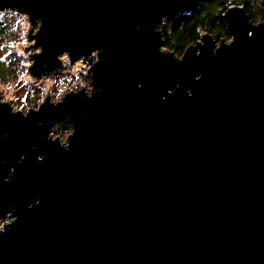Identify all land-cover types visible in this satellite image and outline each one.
<instances>
[{"label":"water","instance_id":"water-1","mask_svg":"<svg viewBox=\"0 0 264 264\" xmlns=\"http://www.w3.org/2000/svg\"><path fill=\"white\" fill-rule=\"evenodd\" d=\"M5 2L42 14L33 74L64 50L101 48L103 92L27 119L0 105V215L12 204L18 217L0 264H264V23L233 9L231 47L212 57L209 34L175 63L158 54L154 22L199 0ZM65 115L68 152L39 139Z\"/></svg>","mask_w":264,"mask_h":264},{"label":"clouds","instance_id":"clouds-1","mask_svg":"<svg viewBox=\"0 0 264 264\" xmlns=\"http://www.w3.org/2000/svg\"><path fill=\"white\" fill-rule=\"evenodd\" d=\"M255 3L256 0H250V6H255ZM259 3L264 6V0H259ZM238 7L242 9L244 5L237 4L235 0H224L223 8L226 11L223 12V17ZM194 10L199 12L197 3L194 5ZM174 17L180 18L181 13H176ZM41 18L42 14L38 15L33 22L30 12L6 2L0 5V68L10 69L16 74L14 80L9 78L6 83L0 82V105L7 104V108L10 110L9 114L12 116L19 115L21 119H27L29 113L39 114L46 103L55 109L69 97L91 100L103 92V87L94 83L95 73L93 71L95 67L101 64L103 51L101 48L93 49L88 53L77 54L75 57L70 50H64L55 56L56 67L38 75L30 71L36 64L34 58L41 56L44 52L43 45L38 44L37 40L43 27V20L42 23H37ZM170 21L168 16H163L159 21L154 22L153 34L159 37L158 54L170 57L175 63L183 62L189 49H197L196 55L199 56L200 50L205 47L204 38L209 36L208 26L206 24L196 26L195 32L199 39L185 49L184 55L178 57L175 54V49H170L164 44L156 31L158 23L167 26ZM223 24L227 26L226 21ZM246 26L252 29L261 28L258 25L250 26L247 22ZM133 29L137 32L140 31L136 25H133ZM168 35H172L171 29H168ZM248 35L251 37L252 33L249 32ZM208 39L213 45L210 55L215 57L222 46L231 47L236 41V36L234 34L228 35V38L223 40ZM171 43L175 45L176 41L172 40ZM198 45H202V47ZM201 78L202 74L195 76L196 81ZM136 87L139 90L142 85L137 84ZM176 87H179V83ZM172 93L173 90L168 91V95H172ZM186 95L191 98L192 92L189 90ZM161 99L163 100L165 97H161ZM61 125H65V127L61 128ZM41 126L42 122L36 125L37 128ZM75 133L74 122H71L70 117L65 115L63 120L51 124L46 137L42 135L39 139L50 145H57L58 142L59 148L68 152L71 149V139ZM6 138L7 130L0 133V140ZM44 159L43 155L36 157L37 163H42ZM5 163L6 161L0 160V166ZM13 171V169H9L8 175L4 178V183L10 182ZM40 202L37 199L28 205V209L37 207ZM13 213L14 205L9 204L3 211V215H0V236L5 235L11 226L17 222L18 217L14 216Z\"/></svg>","mask_w":264,"mask_h":264},{"label":"trees","instance_id":"trees-1","mask_svg":"<svg viewBox=\"0 0 264 264\" xmlns=\"http://www.w3.org/2000/svg\"><path fill=\"white\" fill-rule=\"evenodd\" d=\"M201 1V0H200ZM200 1L198 2V9L199 12L197 13L195 11V13H190L188 16H181L180 18L178 17H173L169 20H172L173 25H172V40H175L176 43L175 45H173L170 41V37L168 35V31L167 28L164 25L161 24H157L156 25V29L160 26V32L162 35V39L164 41V43L168 46H171L174 49H178L181 50V48L185 47V46H189L191 43L197 41L199 39L198 35L195 32V28L197 25L200 24H206L208 26V31L209 32H213L215 37L217 39H221L223 37L228 36V32H227V28L226 25L225 27L220 26V21H224V19L222 18L221 14L226 11V9L223 8L224 2H221V0H205L203 2L200 3ZM205 2V3H204ZM237 4H243L244 5V10L246 11V13L248 14L249 18L251 19V14L250 11L247 10L246 8V4L242 3L241 1H237ZM219 6L220 8H218V13H217V20L215 21L214 18H208L210 17V13L211 11L216 7ZM189 10H194V7L192 9ZM189 10H185L179 13H183V12H187ZM258 10V12H263L264 13V8L258 6L256 11ZM191 12V11H189ZM198 14V15H196ZM196 15V16H195ZM187 19V20H184ZM184 22L185 26L182 30H179V26L180 24ZM86 53V52H84ZM10 72H13L12 70H10ZM2 77V75L0 74V78Z\"/></svg>","mask_w":264,"mask_h":264},{"label":"rangeland","instance_id":"rangeland-1","mask_svg":"<svg viewBox=\"0 0 264 264\" xmlns=\"http://www.w3.org/2000/svg\"><path fill=\"white\" fill-rule=\"evenodd\" d=\"M200 1V0H199ZM203 1H205V0H201L200 1V3L201 2H203ZM237 1H241L242 3H244V4H246V8H247V10L248 11H250V14H251V19H250V21L251 22H253V23H255V24H258V23H264V13L262 12H258V10L256 11V9H257V7L258 6H260V7H262V8H264V6H262L260 3H259V0H256V3H255V6H250V0H235V2H237ZM221 2H224V0H221ZM205 3V2H204ZM238 4H240V3H238ZM218 8H220L218 5L211 11V13H210V17H208L209 19L210 18H214V20L216 21L217 20V13H218ZM190 13H195V10H193V11H191V12H189V11H187V12H183V13H181V16H188ZM223 15V13L221 14V16ZM223 18V17H222ZM223 22L224 21H220L219 23H220V26H224L225 27V24H223ZM39 24V23H38ZM172 25H173V22H172V20L167 24V26H165L166 28H167V31H168V29H171L172 28ZM184 26H185V23L184 22H182L181 24H180V26H179V30H182L183 28H184ZM157 30H159L160 31V26L157 28ZM209 32V31H208ZM209 34L210 35H212V37H213V39L214 40H223V39H227L228 38V36H226V37H223V38H221V39H217L216 37H215V35H214V33L213 32H209ZM229 35V34H228ZM172 36V35H171ZM171 36H169L170 37V41H172V37ZM165 44V43H164ZM168 46V45H167ZM170 49H173V47L171 46V44H170V46H168ZM187 47L188 46H185V47H183V48H181V50H179L178 51V49H175V54L179 57V56H182L183 55V53L185 52V49H187ZM86 53H88V52H86ZM76 56V55H75ZM75 56H73V57H75ZM0 74L2 75V77L0 78V82H4V83H6V82H8V80H9V78H11V79H15L16 78V74H15V72L13 71V72H10V69L9 70H5V69H3V68H0ZM19 94V93H18ZM30 103H31V101H30ZM61 128H63V127H65V125H61L60 126Z\"/></svg>","mask_w":264,"mask_h":264}]
</instances>
